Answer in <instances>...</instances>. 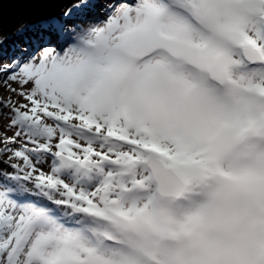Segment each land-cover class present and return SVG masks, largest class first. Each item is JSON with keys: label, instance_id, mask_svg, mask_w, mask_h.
<instances>
[{"label": "snow or ice", "instance_id": "6c2138e0", "mask_svg": "<svg viewBox=\"0 0 264 264\" xmlns=\"http://www.w3.org/2000/svg\"><path fill=\"white\" fill-rule=\"evenodd\" d=\"M29 30L0 35V264H264V0Z\"/></svg>", "mask_w": 264, "mask_h": 264}, {"label": "water", "instance_id": "95a60500", "mask_svg": "<svg viewBox=\"0 0 264 264\" xmlns=\"http://www.w3.org/2000/svg\"><path fill=\"white\" fill-rule=\"evenodd\" d=\"M73 0H0L1 32L17 31L18 22L30 18L46 19L58 13V7Z\"/></svg>", "mask_w": 264, "mask_h": 264}, {"label": "bare ground", "instance_id": "6f19581e", "mask_svg": "<svg viewBox=\"0 0 264 264\" xmlns=\"http://www.w3.org/2000/svg\"><path fill=\"white\" fill-rule=\"evenodd\" d=\"M73 1L68 2L61 7L58 8V13L53 15V16H59L60 13H62ZM103 3H98L95 8L89 10L87 14V18H95L97 16H100L103 14ZM52 17V16H50ZM44 20V19H39V18H30V19H25L23 21L18 22L17 29L22 25V24H36L39 21ZM17 31H10V32H1L0 35L3 37H6V40L3 44V51L6 56L13 55L19 46L21 45H34L39 39H40V33L38 31H26L23 35H17ZM12 48L13 50H11ZM11 50V51H10Z\"/></svg>", "mask_w": 264, "mask_h": 264}, {"label": "rangeland", "instance_id": "374dc122", "mask_svg": "<svg viewBox=\"0 0 264 264\" xmlns=\"http://www.w3.org/2000/svg\"><path fill=\"white\" fill-rule=\"evenodd\" d=\"M61 6H62V5H61ZM61 6H59V7H61ZM59 7H58V8H59ZM10 49L13 50L12 48H10ZM11 50H10V51H11Z\"/></svg>", "mask_w": 264, "mask_h": 264}]
</instances>
